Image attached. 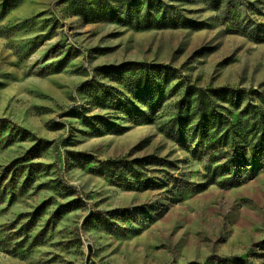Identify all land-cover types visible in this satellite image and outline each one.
Listing matches in <instances>:
<instances>
[{
  "label": "rangeland",
  "instance_id": "rangeland-1",
  "mask_svg": "<svg viewBox=\"0 0 264 264\" xmlns=\"http://www.w3.org/2000/svg\"><path fill=\"white\" fill-rule=\"evenodd\" d=\"M160 2L184 25L134 27L147 0H0V264H264V170L227 167L233 135L210 148L177 120L191 88L264 92V0ZM149 157L164 163L136 167L143 190L93 171Z\"/></svg>",
  "mask_w": 264,
  "mask_h": 264
},
{
  "label": "trees",
  "instance_id": "trees-1",
  "mask_svg": "<svg viewBox=\"0 0 264 264\" xmlns=\"http://www.w3.org/2000/svg\"><path fill=\"white\" fill-rule=\"evenodd\" d=\"M147 1L149 3L147 14L144 17L137 18L136 22L132 24L134 27L144 30L148 28H175L184 25L176 14L168 12L164 8L160 0H158L159 3L157 2L158 4L155 6H153V0ZM254 31L253 33H256L261 37L260 39L264 40V25L255 28ZM144 67L142 64H133L132 68L127 72L128 74L124 75V78L129 80L127 83H129L130 88L127 89L129 94H132V97L138 96L141 93L144 94L145 75L142 72V74L137 75L132 72L136 70L144 72ZM133 77L136 78L134 79ZM85 87L91 88L90 95L94 103L100 107L135 108L130 98L126 99L114 96L98 84L88 83ZM253 95L252 102L243 106L247 97L244 91H238L229 87L209 90H194L191 88L188 89L186 97L182 101V106L185 107L178 111L177 120L185 117V124L187 125L192 124V121H196L193 129L197 137L202 140L201 143L209 145L210 148L212 145L214 146V143L217 141H215V137L220 133L219 142L222 141V147L229 144V137L233 135L232 149L234 148V152L226 162L227 167L238 169L255 164L264 170V92L254 91ZM222 103L228 106H224ZM158 105H160V101L155 95L149 98L147 102L148 109L153 110ZM137 121L139 123H148L150 119L145 114H142L137 118ZM94 163H97V166L94 167L93 171L105 178L114 176L126 180L130 176L139 181L138 179H141V175L136 167H142L144 163L150 165L163 164L164 162L155 157H149L143 161L110 159ZM138 183L140 190H143L147 185L140 181ZM135 187L130 185L126 189H134ZM217 264H246V260L243 258L220 260Z\"/></svg>",
  "mask_w": 264,
  "mask_h": 264
}]
</instances>
